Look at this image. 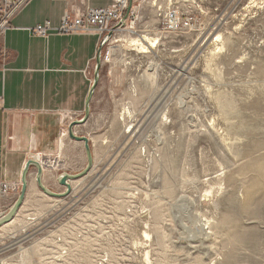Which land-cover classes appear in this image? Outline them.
I'll use <instances>...</instances> for the list:
<instances>
[{
  "label": "rangeland",
  "instance_id": "1",
  "mask_svg": "<svg viewBox=\"0 0 264 264\" xmlns=\"http://www.w3.org/2000/svg\"><path fill=\"white\" fill-rule=\"evenodd\" d=\"M133 5L104 49L92 170L62 199L31 174L0 264H264V0ZM68 154L45 165L52 190L88 164Z\"/></svg>",
  "mask_w": 264,
  "mask_h": 264
},
{
  "label": "crops",
  "instance_id": "2",
  "mask_svg": "<svg viewBox=\"0 0 264 264\" xmlns=\"http://www.w3.org/2000/svg\"><path fill=\"white\" fill-rule=\"evenodd\" d=\"M114 1L32 0L1 36L0 181L21 183L23 168L31 157L45 162L53 157L62 164L73 147L85 154L84 143L69 138L68 125L85 113L100 36L51 31L44 37L32 34L29 28L46 22L60 27L72 5L108 7ZM132 10L135 12L137 6ZM107 63L103 62L91 116L85 124L75 127L78 134L89 136L88 129L103 100Z\"/></svg>",
  "mask_w": 264,
  "mask_h": 264
},
{
  "label": "built area",
  "instance_id": "3",
  "mask_svg": "<svg viewBox=\"0 0 264 264\" xmlns=\"http://www.w3.org/2000/svg\"><path fill=\"white\" fill-rule=\"evenodd\" d=\"M32 0H0V38L5 31L10 27L12 19L20 13ZM130 0H115L108 7H79L70 6L62 20L60 27H52L50 22L39 24L35 27H30L29 31L38 36H48L51 31L61 34L86 33L98 34L100 39L107 34L111 29L119 26L123 20H126L125 26L120 25L115 31V34L121 28L128 27L129 18L125 19V14L129 6ZM133 16V13H131ZM165 25L171 29V9L165 13ZM176 20L175 15L172 16ZM112 41V40H110ZM109 41V42H110ZM111 51L106 50L104 53V61H110ZM2 99L0 98V103ZM21 183L15 181H0V206L3 199H13L19 192ZM4 206V205H2Z\"/></svg>",
  "mask_w": 264,
  "mask_h": 264
},
{
  "label": "water",
  "instance_id": "4",
  "mask_svg": "<svg viewBox=\"0 0 264 264\" xmlns=\"http://www.w3.org/2000/svg\"><path fill=\"white\" fill-rule=\"evenodd\" d=\"M133 8V0H130L129 6L127 8L125 19L129 18L130 14L132 13ZM127 24L126 20H123L120 25L125 26ZM119 26L114 27L111 29L107 34H105L99 43L96 61L94 66V77L90 87V91L86 100V108L83 117L75 119L71 121L68 125V136L70 139L83 142L85 151L88 157V164L84 168L83 171L79 173H71L68 171L61 172L58 177V183L64 187L62 191H55L52 190L47 184L45 183V167L42 161L38 158L31 157L27 160L21 175V189L20 193L17 196L14 203L6 210L0 211V228L5 226L6 224L10 223L12 220L15 219L17 214L19 213L20 209L22 208L23 204L25 203L27 193L29 191L30 183H31V174L33 169H35V176L34 179L36 181L37 186L48 196L53 198H67L74 192L73 182L75 180H79L89 174L94 166V154H93V144L91 142V138L88 135L78 134L75 130L76 126L85 124L90 116H91V103L93 96L95 94V90L99 85L101 79V71L104 62V52L105 46L109 43L111 38L114 36L115 31L118 29Z\"/></svg>",
  "mask_w": 264,
  "mask_h": 264
},
{
  "label": "bare ground",
  "instance_id": "5",
  "mask_svg": "<svg viewBox=\"0 0 264 264\" xmlns=\"http://www.w3.org/2000/svg\"><path fill=\"white\" fill-rule=\"evenodd\" d=\"M133 9V8H132ZM132 12H133V10H132ZM121 29H123V28H121ZM120 29V30H121ZM123 37V36H122ZM119 38V37H118ZM119 39H121V38H119ZM127 41H128V43H129V45H134V46H137L139 49H141L142 51H144V52H146V51H148L150 48H152L153 46H155L156 45V38H154V39H150L149 37H147V36H143V35H141L140 37H131V38H129V39H127ZM125 111V110H124ZM41 161H42V163L44 164V167H45V161L43 160V159H40ZM48 162V161H47ZM50 162H52V163H54L53 162V160H50L49 161V164H47V165H50ZM56 162V161H55ZM76 181V180H75ZM74 181V182H75ZM74 187V186H73ZM45 194V193H44ZM57 199H59V198H57ZM13 221V220H12ZM11 221V222H12ZM9 224V223H8ZM7 225V224H6Z\"/></svg>",
  "mask_w": 264,
  "mask_h": 264
}]
</instances>
